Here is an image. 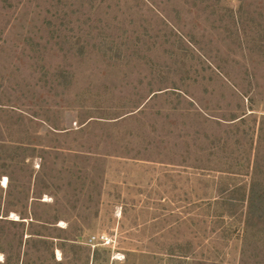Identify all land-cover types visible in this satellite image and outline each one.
<instances>
[{"label": "rangeland", "instance_id": "1", "mask_svg": "<svg viewBox=\"0 0 264 264\" xmlns=\"http://www.w3.org/2000/svg\"><path fill=\"white\" fill-rule=\"evenodd\" d=\"M0 264H264V0H0Z\"/></svg>", "mask_w": 264, "mask_h": 264}, {"label": "trees", "instance_id": "2", "mask_svg": "<svg viewBox=\"0 0 264 264\" xmlns=\"http://www.w3.org/2000/svg\"><path fill=\"white\" fill-rule=\"evenodd\" d=\"M221 190L218 191L220 197L222 198V200H225L227 198V202L229 203L228 205V209L227 211H229V214H226V216L228 217H235L236 213H237V207H239V204H243L245 202H247V196H246V192L243 193L242 191V195L241 197L239 196H235V194H239L241 189H224V185L220 188ZM245 191V190H244ZM251 196L249 195L248 197V202H251V205H249V208L252 210V208L254 207V195L253 193H255L254 189L251 190ZM227 195V196H226ZM226 202V203H227ZM235 209V210H234Z\"/></svg>", "mask_w": 264, "mask_h": 264}]
</instances>
